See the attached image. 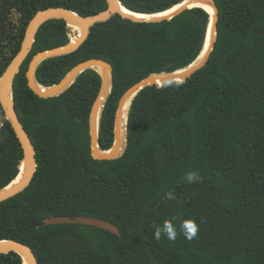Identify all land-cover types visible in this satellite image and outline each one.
<instances>
[{
	"label": "trees",
	"instance_id": "16d2710c",
	"mask_svg": "<svg viewBox=\"0 0 264 264\" xmlns=\"http://www.w3.org/2000/svg\"><path fill=\"white\" fill-rule=\"evenodd\" d=\"M180 0H121L155 12ZM217 38L206 64L183 83L143 88L127 116V144L110 160L90 155L88 115L100 85L88 69L62 94L40 98L25 71L40 50L68 41L60 19L43 23L13 80L14 107L35 148L36 172L20 193L0 202V239L28 244L37 264H264V0H214ZM89 15L105 0H0V74L17 53L27 22L41 8ZM15 9L18 17L6 19ZM208 21L201 8L171 20L133 22L111 16L94 24L72 53L45 59L36 78L58 82L75 64L98 57L113 79L99 126L112 144L113 118L124 91L151 72L172 71L198 54ZM20 144L5 121L0 133V188L17 173ZM195 172L199 182L188 183ZM175 195L167 199V193ZM91 216L120 234L49 216ZM186 219L199 225L188 241L154 238L156 226ZM203 221V222H201ZM0 264H21L15 253Z\"/></svg>",
	"mask_w": 264,
	"mask_h": 264
},
{
	"label": "water",
	"instance_id": "95a60500",
	"mask_svg": "<svg viewBox=\"0 0 264 264\" xmlns=\"http://www.w3.org/2000/svg\"><path fill=\"white\" fill-rule=\"evenodd\" d=\"M105 2L107 6L104 10L89 15L79 14L63 6L41 8L34 12L27 22L17 53L0 74V117L4 122L7 121L10 124L22 150V157L17 164L18 171L16 175L0 188V202L23 191L30 184L37 168L35 148L14 107L13 80L30 53L35 35L43 23L52 19L63 20L68 30V41L62 45L40 50L33 54L25 71L27 86L40 98H52L65 92L75 82L76 78L88 69L99 75L100 85L88 115L90 155L93 159L98 160L115 159L123 154L127 144L128 112L133 99L143 88L152 85L161 87L172 81L176 83L185 82L188 77L206 64L214 48L218 21V8L214 0H180L166 9L155 12H139L128 9L121 0H105ZM205 6L210 7L211 11H208ZM195 7L203 9L208 16L203 42L198 54L189 64L181 68L172 71L151 72L124 91L118 101L113 118L112 144L106 149L100 147L98 133L101 114L112 86L113 72L111 64L103 58L91 57L72 66L58 82L51 85H44L36 78L37 67L42 61L74 52L86 40L90 28L94 24L107 21L115 14L133 22L154 23L171 20L182 11ZM44 223L90 225L120 234L117 225L91 216H49L44 219ZM8 253L17 254L20 257L21 264H37L36 256L28 244L15 239H0V254Z\"/></svg>",
	"mask_w": 264,
	"mask_h": 264
},
{
	"label": "clouds",
	"instance_id": "9594fccd",
	"mask_svg": "<svg viewBox=\"0 0 264 264\" xmlns=\"http://www.w3.org/2000/svg\"><path fill=\"white\" fill-rule=\"evenodd\" d=\"M199 177L195 172H189L186 174V180L188 183L199 182ZM176 197L174 193L168 192L167 199L174 200ZM203 222V221H201ZM178 230L185 239L192 241L197 238L199 232V225L192 219L183 220L178 226L170 221L164 220L160 225L156 226L154 231V238L159 241L162 237H166L170 241H175L178 235Z\"/></svg>",
	"mask_w": 264,
	"mask_h": 264
},
{
	"label": "rangeland",
	"instance_id": "374dc122",
	"mask_svg": "<svg viewBox=\"0 0 264 264\" xmlns=\"http://www.w3.org/2000/svg\"><path fill=\"white\" fill-rule=\"evenodd\" d=\"M16 17H18V13L16 12L15 9H12V10L8 13L6 19H14V18H16Z\"/></svg>",
	"mask_w": 264,
	"mask_h": 264
},
{
	"label": "built area",
	"instance_id": "2783aa9c",
	"mask_svg": "<svg viewBox=\"0 0 264 264\" xmlns=\"http://www.w3.org/2000/svg\"><path fill=\"white\" fill-rule=\"evenodd\" d=\"M4 123H5L4 120L0 117V133H1V130L4 126Z\"/></svg>",
	"mask_w": 264,
	"mask_h": 264
},
{
	"label": "bare ground",
	"instance_id": "6f19581e",
	"mask_svg": "<svg viewBox=\"0 0 264 264\" xmlns=\"http://www.w3.org/2000/svg\"><path fill=\"white\" fill-rule=\"evenodd\" d=\"M205 8H206L208 11H211V8H210V7L205 6Z\"/></svg>",
	"mask_w": 264,
	"mask_h": 264
}]
</instances>
